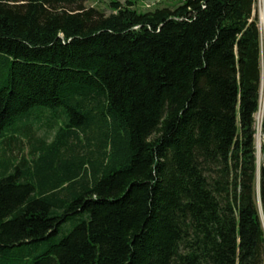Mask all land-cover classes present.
<instances>
[{
  "label": "trees",
  "instance_id": "obj_1",
  "mask_svg": "<svg viewBox=\"0 0 264 264\" xmlns=\"http://www.w3.org/2000/svg\"><path fill=\"white\" fill-rule=\"evenodd\" d=\"M86 1L0 0V264H264L256 0Z\"/></svg>",
  "mask_w": 264,
  "mask_h": 264
},
{
  "label": "rangeland",
  "instance_id": "obj_2",
  "mask_svg": "<svg viewBox=\"0 0 264 264\" xmlns=\"http://www.w3.org/2000/svg\"><path fill=\"white\" fill-rule=\"evenodd\" d=\"M123 1V0H120ZM180 0H137L135 2V8L138 11H146L158 6H172L174 4H177ZM85 6H94L98 8L99 10L103 11L105 14H108L111 12L110 8L108 7V0H87L85 3ZM254 13L257 15L259 23H264V0H256L254 5ZM260 46H261V70H262V86L260 88L264 89V33L261 34L260 39ZM263 116H264V104L261 105L255 115L256 120V133H255V148H256V155L259 163V159L262 157V151L261 148L264 145L263 140V133H262V122H263ZM259 139V141H258ZM25 148H27V144L23 145ZM264 226V223H263Z\"/></svg>",
  "mask_w": 264,
  "mask_h": 264
},
{
  "label": "built area",
  "instance_id": "obj_3",
  "mask_svg": "<svg viewBox=\"0 0 264 264\" xmlns=\"http://www.w3.org/2000/svg\"><path fill=\"white\" fill-rule=\"evenodd\" d=\"M260 26V31H261V34L264 33V23L263 24H259ZM261 81H262V78H261ZM261 86H262V83H261ZM264 104V89L263 88H260V94H259V107L261 105Z\"/></svg>",
  "mask_w": 264,
  "mask_h": 264
},
{
  "label": "clouds",
  "instance_id": "obj_4",
  "mask_svg": "<svg viewBox=\"0 0 264 264\" xmlns=\"http://www.w3.org/2000/svg\"><path fill=\"white\" fill-rule=\"evenodd\" d=\"M260 24V23H259ZM259 28H260V26H259ZM261 32V31H260ZM261 78H262V75H261Z\"/></svg>",
  "mask_w": 264,
  "mask_h": 264
},
{
  "label": "bare ground",
  "instance_id": "obj_5",
  "mask_svg": "<svg viewBox=\"0 0 264 264\" xmlns=\"http://www.w3.org/2000/svg\"><path fill=\"white\" fill-rule=\"evenodd\" d=\"M258 141H259V139H258Z\"/></svg>",
  "mask_w": 264,
  "mask_h": 264
}]
</instances>
